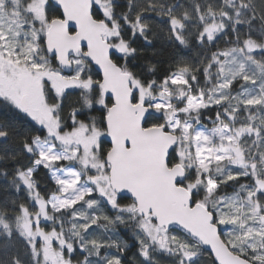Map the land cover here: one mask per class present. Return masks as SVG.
<instances>
[{
    "label": "snow or ice",
    "instance_id": "6c2138e0",
    "mask_svg": "<svg viewBox=\"0 0 264 264\" xmlns=\"http://www.w3.org/2000/svg\"><path fill=\"white\" fill-rule=\"evenodd\" d=\"M0 264H264V0H0Z\"/></svg>",
    "mask_w": 264,
    "mask_h": 264
},
{
    "label": "water",
    "instance_id": "95a60500",
    "mask_svg": "<svg viewBox=\"0 0 264 264\" xmlns=\"http://www.w3.org/2000/svg\"><path fill=\"white\" fill-rule=\"evenodd\" d=\"M156 151L157 149L155 148V146H148V148L146 149V162H151V158Z\"/></svg>",
    "mask_w": 264,
    "mask_h": 264
},
{
    "label": "trees",
    "instance_id": "16d2710c",
    "mask_svg": "<svg viewBox=\"0 0 264 264\" xmlns=\"http://www.w3.org/2000/svg\"><path fill=\"white\" fill-rule=\"evenodd\" d=\"M159 46L163 48V45H162V44H160ZM40 179H41V182H42V183L47 182V177L44 176V175H41V176H40Z\"/></svg>",
    "mask_w": 264,
    "mask_h": 264
}]
</instances>
